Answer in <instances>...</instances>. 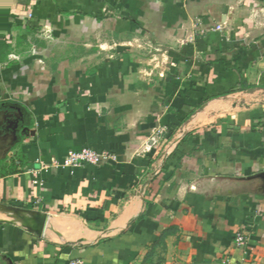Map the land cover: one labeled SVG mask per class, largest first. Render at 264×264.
<instances>
[{
	"label": "crops",
	"instance_id": "obj_1",
	"mask_svg": "<svg viewBox=\"0 0 264 264\" xmlns=\"http://www.w3.org/2000/svg\"><path fill=\"white\" fill-rule=\"evenodd\" d=\"M103 7L164 55L4 57ZM0 36V102L32 120L0 178V264H264V0H0ZM83 148L105 157L62 167Z\"/></svg>",
	"mask_w": 264,
	"mask_h": 264
},
{
	"label": "rangeland",
	"instance_id": "obj_2",
	"mask_svg": "<svg viewBox=\"0 0 264 264\" xmlns=\"http://www.w3.org/2000/svg\"><path fill=\"white\" fill-rule=\"evenodd\" d=\"M83 10L76 9L77 14H81L79 20L50 21L42 27L38 26L34 31L33 41L28 45L22 46L21 50L5 48L4 57L12 62L22 61L21 57H30L35 64L38 63L40 52L53 57L55 60L62 57H81L85 61L79 63L80 68L92 67L99 61V58L112 60L115 56L124 55L128 49L135 48L145 54L146 57L153 59L149 54L163 56L161 50H155L152 41L147 37L131 38V31L127 30V25L132 23L125 13L115 14L112 8L103 7L99 13H83ZM86 15V16H85ZM116 39L132 41L126 44L127 47L108 48L103 46L105 41ZM150 43H149V42ZM28 45V46H27ZM39 52H38V51ZM127 50V51H126ZM16 53V54H15ZM42 56V55H41ZM96 56V61L91 58ZM100 56V57H99ZM101 58V59H102ZM159 58L155 59V61ZM160 66V62H158ZM157 68H160L157 66ZM23 120L22 113L18 106L0 104V168L8 166L12 161H18L22 150L21 141L26 137L27 129L18 130V124Z\"/></svg>",
	"mask_w": 264,
	"mask_h": 264
},
{
	"label": "built area",
	"instance_id": "obj_3",
	"mask_svg": "<svg viewBox=\"0 0 264 264\" xmlns=\"http://www.w3.org/2000/svg\"><path fill=\"white\" fill-rule=\"evenodd\" d=\"M1 42V36H0ZM105 155L93 149L83 148L79 151L68 152L62 161L63 168H81L84 165L98 166ZM234 244L237 248L245 245V236L241 232L234 235ZM67 264H82L80 260H70Z\"/></svg>",
	"mask_w": 264,
	"mask_h": 264
},
{
	"label": "trees",
	"instance_id": "obj_4",
	"mask_svg": "<svg viewBox=\"0 0 264 264\" xmlns=\"http://www.w3.org/2000/svg\"><path fill=\"white\" fill-rule=\"evenodd\" d=\"M4 46L5 48H7V45H4ZM3 103H6L8 105H15L21 108L23 120L19 122L18 128H17L18 130L28 129L32 126V120H31L30 114L24 106L20 104H16L15 102H11V101L10 102H0V104H3ZM26 160H27L26 156L22 154L19 156V160L17 164L14 161H12L8 166H3V168H0V178L18 173L20 171L18 167L23 166Z\"/></svg>",
	"mask_w": 264,
	"mask_h": 264
}]
</instances>
